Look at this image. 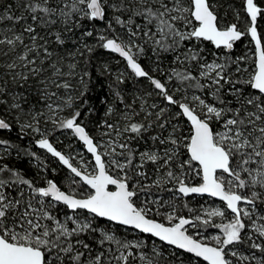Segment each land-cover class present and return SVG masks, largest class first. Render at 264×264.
Masks as SVG:
<instances>
[{
  "label": "snow or ice",
  "instance_id": "1",
  "mask_svg": "<svg viewBox=\"0 0 264 264\" xmlns=\"http://www.w3.org/2000/svg\"><path fill=\"white\" fill-rule=\"evenodd\" d=\"M14 6L23 13L16 15ZM244 12L250 22L241 30L236 23L223 24L212 0L0 4V23L11 21L21 27L19 32L8 29L11 35L0 33V105L24 112L28 122L15 117L21 131L38 133L37 147L69 173L65 190L52 179L39 185L0 164V264H136L137 258L141 264H159L155 248L148 256L144 241L119 238L111 228L101 227L100 219L158 238L191 254L196 264L201 259L205 264H264V36L257 30L264 8L255 0H245ZM234 14L239 21V12ZM83 21L104 22L105 28L82 32L83 50L60 51L66 44L65 33L74 34ZM93 37L95 46L86 42ZM245 37L254 43V51L233 58L234 45ZM204 42L226 51L212 52L209 61L200 47ZM96 48L118 54L135 78L151 84L153 91L145 96L155 93L164 106L148 105L140 95L127 103L118 87L125 83L126 73L120 72L109 87H115V102L123 108L106 107L105 119L97 121L99 135H91L81 117L94 109L85 112L83 106L76 107L80 100L88 104L84 97L91 72L84 67L78 73L76 57L90 63ZM144 57H155L152 71L161 72L163 81L139 62ZM169 58L171 66L165 70L160 65ZM102 68L110 73L107 64ZM71 79L78 80L77 94L59 95L61 89L75 90ZM11 85H34L36 102L43 101L49 114L26 111V96ZM138 100L140 112L133 108ZM100 102L107 104L103 98ZM146 106L155 111H147ZM67 109L71 111L61 117ZM141 112L144 119H136ZM113 114L117 119L110 122ZM41 117L53 124L52 132L41 131ZM182 122L188 125V135L183 134ZM11 128L8 120L0 118V130ZM57 129L70 131L92 159L80 151L58 150L49 139ZM141 141L149 145L144 150L136 146ZM0 146L11 147L3 139ZM25 154L39 161L36 153ZM196 178L199 183L190 182ZM153 189L172 195L167 200L152 198ZM191 194L218 198L224 207L205 209L206 218L178 216L176 200ZM61 205L67 210L63 219L58 214ZM213 218L222 222L214 223ZM186 226L214 227L219 233L198 239L201 234L190 235ZM242 246L249 254L240 251Z\"/></svg>",
  "mask_w": 264,
  "mask_h": 264
},
{
  "label": "trees",
  "instance_id": "2",
  "mask_svg": "<svg viewBox=\"0 0 264 264\" xmlns=\"http://www.w3.org/2000/svg\"><path fill=\"white\" fill-rule=\"evenodd\" d=\"M13 3L16 5L17 0H0V4H6V3ZM213 4L216 5V10L219 12L220 17L222 18V22L225 25L236 23L238 28L243 30L246 26V22H250V18L246 15L244 12V2L245 0H212ZM255 2L260 6L261 8H264V0H255ZM231 5V7H229ZM13 12L16 15H21L23 13V9L18 8L17 6H14ZM235 12H239L240 18L239 21H237V18L235 16ZM83 27L82 28H76L74 29L73 33H65V39L66 44L64 48L59 49L60 51H71L75 52L77 48H82V43L80 40V36L82 32L88 31V30H95V31H102L105 28L104 22H98V21H83ZM15 27V30L19 32L21 30L20 25H13V22L11 21H4L0 23V33H6L8 35H11L10 32H8V29ZM257 27L259 34L264 36V15L258 16L257 18ZM117 31H119V28L117 27ZM43 34V33H41ZM111 35V33H108ZM2 38V36H0ZM49 40H52V37H48ZM25 40L27 42V37H25ZM89 45L95 46L96 39L93 38H87L86 41ZM51 48H57V45L55 43H50ZM200 47L205 49V52L203 53L206 58L211 61L213 59V56L211 55L212 52L216 51L219 53H223L226 50H216L214 46L210 42H204L200 45ZM251 51H254V44L251 42L250 37H245L241 41L237 42L234 45V49L232 50L231 55L233 58L237 56H243L246 53L249 55L251 54ZM88 54L85 53V56ZM148 55L151 56V52L149 50ZM76 60L79 61V66L77 69V72L80 73L81 69L84 67H87L88 70L91 72V80L88 85V93L87 96L84 97V99L88 100V104L84 105L83 100H80L77 102L76 107L80 108L81 106L84 107L85 112L87 111V108H92L94 111L88 114H84L81 117V120L84 124L87 125V130L90 132L93 136H98V125L97 121H102L105 119V109L108 106H113L118 109H122L123 106L115 102L113 92L116 90L115 87H113L110 90V85H113L116 74L120 72L126 73L125 83L122 85H119V89L122 90L124 99L127 103L131 104L133 98L136 95H140L147 99V104L151 105L152 103H157L161 106H164L165 102L153 93L151 97L145 96L146 93L152 92V86L151 84L144 78H135L131 71L127 69L126 62L118 57L115 54H112L106 50H103L101 48H96L95 51L90 56V63H85V60L79 56L76 57ZM155 57H152L151 59H148L146 57L140 59V63L145 67L146 70L150 71L151 74L161 79L162 81L165 79V77L161 74L159 71H152L153 68L156 67L154 63ZM71 62L66 61V63ZM107 64L110 68V73H103L102 66ZM162 68L165 70H168L171 66V59L165 60L161 65ZM103 73V74H102ZM70 83L74 85L75 90H69L68 92H65V90L61 89L59 91V95L65 96V95H73L75 96L77 94V90L80 89V85L78 83L77 79H71ZM12 88H15L17 93H23L28 103L23 104V108L27 111L29 109L33 111H43L45 115H48V110L44 106V102L41 101L39 103L36 102V96L37 91L33 86H25V88H17L15 85H11ZM52 91H55V89H51ZM101 98L107 100V104H102L100 102ZM10 99V98H9ZM140 103L141 101H137L135 105H133V108L135 111L140 112ZM147 111H155L153 109H149L146 106ZM174 107L172 108V111H176ZM19 115L21 121L28 122L30 118L25 115L24 112L15 113L10 110H8L6 105H0V118H5L8 120L9 123H11L12 128L11 130H0V139L8 141L9 145L11 147H8L5 149L4 146H0V164L7 165L10 168L16 169L21 171L26 178L33 179L37 182L39 185L44 184V179H52L55 182H57L60 186L65 188L67 186V176L69 175L68 170L59 163V161L52 157L50 154H48L46 151L39 149L35 141L40 138V135L38 133H34L31 130H24L21 131L20 124L16 120V116ZM145 113L141 112L139 116L136 117L138 120L144 119ZM108 119L111 121H115L117 119V115L113 114L111 117H108ZM150 119H155V117H151ZM42 130L47 128L49 132L53 131L54 126L45 123V118H40V124L38 125ZM181 127L183 129V134L188 135V125L186 123H181ZM167 135V133H164ZM50 141L54 144V146L62 151L65 154H75V152L80 151L84 154L86 159L91 160V156L86 152V150L83 148V145L78 142L70 133L68 130H55L52 135L49 136ZM140 148V150H144L145 147H148V144H145L143 141L140 142V144L136 145ZM36 153V155L39 157V161L36 160L35 157H32L30 155H26L25 153ZM75 163V162H74ZM39 165H42V167H38ZM47 169L46 171L44 169ZM52 169H55L56 171L53 172ZM148 171L150 174V179L155 178V172L152 169L151 165H148ZM150 182V181H146ZM191 183H199V178L191 179ZM171 187V185H169ZM153 192L155 193V196L152 198H157L162 196L163 199L167 200L171 197V193L169 192H156L155 189H153ZM177 215L183 216L185 218L194 219L195 215L199 214L202 217H205V209H208L210 207H214L216 205L220 206L221 208L224 207V205L218 201L208 199V198H200V197H184L182 200L177 199ZM187 205V207H184V205ZM193 209L192 212H190L188 209ZM67 211L64 209V207L61 205L59 206V216L61 219H63L64 212ZM71 214V213H69ZM86 215V213H84ZM228 217H231L230 212L228 213ZM157 220H160L162 222L167 223L166 220L163 219L162 216H156ZM175 222V221H174ZM214 223H221L222 221L220 218H213ZM226 222V221H223ZM97 223L100 224L101 227H108L111 228L112 231L115 232V234L122 239L127 240H142L144 241L146 247L144 251L147 253L148 256H153V248L157 252L160 253L159 264H196V260L193 256L173 249L162 242L154 239L151 236L144 235L141 233H138L132 229H127L118 225H115L113 223H110L106 220L100 219L97 221ZM197 232H199L201 235L197 236L196 238L201 239L203 237H210L212 235H215L216 232H219L218 229L214 227H208L206 230L201 227L199 229L188 227V233L190 235L196 236ZM107 247V245H106ZM241 252H244V254H249L246 251V246H242L240 248ZM259 255V253H257ZM136 264H141L139 259L137 258ZM199 264H205V262L201 261ZM248 264H254V262H248Z\"/></svg>",
  "mask_w": 264,
  "mask_h": 264
},
{
  "label": "water",
  "instance_id": "3",
  "mask_svg": "<svg viewBox=\"0 0 264 264\" xmlns=\"http://www.w3.org/2000/svg\"><path fill=\"white\" fill-rule=\"evenodd\" d=\"M257 30H258V27H257ZM258 34H259V31H258ZM254 44V43H253ZM115 55H117L118 56V54H115ZM119 57V56H118ZM122 59V58H121ZM81 143V142H80ZM82 144V143H81ZM37 146V145H36ZM45 151V150H44ZM49 154V153H48ZM51 155V154H50ZM90 155V154H89ZM91 156V155H90ZM66 168V167H65ZM193 196H195V197H200V198H208V199H212V200H215V201H218V202H220V203H222L223 204V202H221L218 198H212V197H209V196H207V195H204V196H200V195H197V194H191L190 196H188V197H193ZM188 219H190V218H188ZM104 220V219H103ZM109 222V221H108ZM110 223H112V222H110ZM114 224V223H113ZM121 227H124V226H121ZM186 227H189V226H186ZM124 228H127V227H124ZM127 229H131V228H127ZM133 230V229H132ZM134 231H136V232H138V233H140L138 230H134ZM142 234V233H141ZM144 235H148V236H150L149 234H144ZM154 239H156V240H158V238H155V237H153ZM159 241V240H158ZM161 242V241H160ZM163 244H165V245H167L166 243H164V242H162ZM167 246H169V247H171V248H173V249H176L174 246H170V245H167ZM176 250H179V251H182V252H184L183 250H180V249H176ZM186 253V252H185ZM187 254H189V253H187ZM189 255H191V254H189ZM192 256V255H191ZM201 261H202V259H201Z\"/></svg>",
  "mask_w": 264,
  "mask_h": 264
},
{
  "label": "rangeland",
  "instance_id": "4",
  "mask_svg": "<svg viewBox=\"0 0 264 264\" xmlns=\"http://www.w3.org/2000/svg\"><path fill=\"white\" fill-rule=\"evenodd\" d=\"M58 103H59V101H58ZM69 111H71V110H70V109H67V110L61 112V113H60V116H61V117H63V116H67L68 113H69ZM48 114H49V113H48ZM48 124H50V125L53 126V124H52L50 121L48 122ZM44 131H48L47 128H45L44 130H42V132H44ZM48 132H49V131H48ZM98 133H99V132H98ZM214 207H220V206L216 205V206H214ZM218 233H219V232H216L215 234H218Z\"/></svg>",
  "mask_w": 264,
  "mask_h": 264
}]
</instances>
